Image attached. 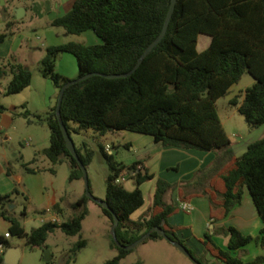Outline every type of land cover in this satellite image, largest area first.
Wrapping results in <instances>:
<instances>
[{
    "label": "trees",
    "instance_id": "1",
    "mask_svg": "<svg viewBox=\"0 0 264 264\" xmlns=\"http://www.w3.org/2000/svg\"><path fill=\"white\" fill-rule=\"evenodd\" d=\"M171 1L76 0L66 15L53 21V26L64 28L70 35L93 31L102 43L68 42L48 46L41 62L42 76L53 82L59 94L74 80L56 70V59L61 53L76 58L78 75L75 79L94 72L114 75L132 71L146 49L162 33ZM200 35L211 37L209 46L203 51L198 49ZM9 36L0 33V45ZM4 73L0 70V77ZM12 74L6 95L19 94L31 85L33 74L22 65L13 66ZM245 74L251 75L254 83L244 94L234 96L230 103L239 105V112L251 127H260L264 125V0H178L165 38L139 69L126 78L108 79L95 75L69 86L61 108V121L71 136L73 132L79 134L89 129L101 136L130 131L151 136L165 149L178 148L201 156L223 150L225 162L216 169L210 187L203 191L211 201L209 219L217 222L228 217L242 203L245 189H248L264 224V139L249 144L247 151L237 157L217 110V101L227 96ZM57 104L58 101L45 117L35 115L32 120L28 112L23 116L29 123L48 124L51 144L42 154L54 165L68 162L71 180L84 179L79 162L67 147L57 116ZM4 110L0 105V112ZM71 122L78 127L72 128ZM83 149L77 148V152L87 168L95 153L86 144ZM101 152L110 169L106 199L110 209L103 208V212L112 224L114 214L119 217L117 236L121 244L130 245L152 228L159 227L172 242L183 244L198 264H209L207 255L226 264L264 263V256L244 262L235 255L253 241L264 247V226L255 238L244 235L235 227L225 229L229 242L224 250L213 240V235L206 234L204 239H199L191 227L174 225L172 218L177 207L165 202V195L173 186L166 180H158L148 213L132 220L131 216L145 205L141 186L154 176L146 170L138 171V162L131 166L118 162L104 146H101ZM33 162L24 165L29 173L35 172L30 167ZM129 170L135 180V189L131 191L123 183L116 182ZM16 193L17 190L0 194V217L10 223V237L24 239L30 249H45L49 236L58 229L68 236L81 234L88 216L90 198L87 194L73 205L75 213L67 221L60 224L46 222L27 232L8 209ZM54 209L62 214L59 204ZM163 239L153 232L144 243ZM0 244L6 249L12 246L2 235ZM86 247L85 239L75 243L68 262ZM111 248L117 250L118 255L104 264H122L133 252L119 247L112 235ZM0 264H4V255H0ZM47 264H52L51 260Z\"/></svg>",
    "mask_w": 264,
    "mask_h": 264
},
{
    "label": "rangeland",
    "instance_id": "2",
    "mask_svg": "<svg viewBox=\"0 0 264 264\" xmlns=\"http://www.w3.org/2000/svg\"><path fill=\"white\" fill-rule=\"evenodd\" d=\"M70 0H0V33H8L9 38L0 45V66L4 62L13 63V58H17L25 64L33 74L31 85L23 92L16 95H6L5 90L8 82L13 78L12 71L5 70V75L0 79L1 86L4 88L0 95L3 106L11 110L14 119V128L10 129L12 140L0 142V151H7L11 158L15 153L23 152L27 147V140L31 139V150H41L35 155L37 160L31 164L38 176H31L30 180L40 179L45 192L44 207L48 202L57 200L64 209L62 219H70L75 210L73 205L76 203L79 194H86V183L84 179L71 180V169L68 162L54 165L42 151L51 144V131L47 123H29L23 116L27 110L30 119L34 120L35 115L44 116L50 109V104L54 106L58 101L59 90L53 82L46 79L41 74L42 59L46 55V48L51 45L75 42L83 45H93V41L87 35H94V32L88 31V34L70 35L64 28L53 26L55 18L63 13L64 6ZM18 9H23V17L18 18ZM211 42L208 35H200L198 42L199 51L206 49ZM102 43V40H101ZM12 55V56H11ZM56 70L60 74L71 76L78 72L76 58L68 53H61L56 59ZM78 75V74H77ZM253 79L249 74H245L242 80L230 89L227 96L217 101V110L221 120L225 123V131L230 137L231 147L237 157L242 156L249 144L264 139V125L260 127H251L245 117L239 112V105L230 103L236 95L244 94L245 90L252 86ZM52 95L51 103H46L48 94ZM31 98L29 110L27 109L28 100ZM242 99L240 100V102ZM13 106V107H12ZM4 109L6 110V108ZM1 113V112H0ZM72 128H77L78 124L71 122ZM133 135L138 136V140L132 139L131 145L125 142L130 140ZM72 139L76 148L84 147L94 151V158L87 167V173L90 181V187L93 195L99 201H107V179L110 174L109 165L101 152V146L110 147L109 154H113L115 159L127 166L133 165L140 156L157 151L162 147L160 143L153 141L151 136L138 134L130 131L109 132L104 136L97 134L94 130H84L82 133H72ZM35 146V148H33ZM38 146V147H37ZM37 148V149H36ZM85 152V150L83 149ZM14 159V158H13ZM15 161L22 164V172L27 174L25 164L21 158ZM203 173V172H202ZM200 174V173H199ZM28 175V174H27ZM127 179V178H126ZM128 189H131L133 182L125 180L123 182ZM156 185V181H149L144 186V192L148 199L149 192ZM222 187V183H219ZM250 195V193H248ZM251 197V195L249 196ZM12 202L8 209L11 215L23 221V210L30 205L23 194L17 193L12 196ZM253 202L252 197L250 198ZM38 200L35 199L32 206H29L28 217L35 219L37 217L36 208H39ZM243 202V201H242ZM254 203V202H253ZM255 205V204H254ZM256 207V206H255ZM88 216L83 222V230L80 235L68 236L61 230L52 233L46 243V248L30 249L24 239L12 236L11 244L19 246L22 249V260L20 264H47L46 253L49 252L52 264H64L65 257L71 255V250L75 243L80 239L87 240L88 248L82 253V259L87 254H94L89 264H104L118 255V251L111 248V231L113 224L104 214L102 205L94 200H89L87 204ZM200 209L196 208L188 217L195 220L194 233L205 238L206 234L211 233L207 221L200 215ZM71 216V217H70ZM61 219V220H62ZM210 220V219H209ZM229 228V227H228ZM226 228V229H228ZM10 223L0 217V235L9 232ZM253 237V236H252ZM255 238V237H254ZM255 241L246 247H253ZM245 247V248H246ZM255 247V246H254ZM79 254V253H78ZM77 254V256H78ZM76 256V257H77ZM69 260V259H68ZM74 260H71L73 262ZM144 261L146 263H141ZM122 264H195L192 259L184 255L177 247L168 240L162 242L150 240L136 247L129 254Z\"/></svg>",
    "mask_w": 264,
    "mask_h": 264
},
{
    "label": "crops",
    "instance_id": "3",
    "mask_svg": "<svg viewBox=\"0 0 264 264\" xmlns=\"http://www.w3.org/2000/svg\"><path fill=\"white\" fill-rule=\"evenodd\" d=\"M75 1L76 0H70L64 6L63 13L60 14L59 17L66 15L73 8ZM87 32H84L83 34H88ZM87 36H89L88 38L93 41L94 43L93 45L101 44V39L95 33L94 35H87ZM12 62L13 63L11 64H8V62H4L0 66V70L12 71V68L15 65H22L25 69L29 70V68L21 61H19L17 58H13ZM77 74L78 72L76 74H72L71 76H67L64 74L62 75L69 79H75L77 77ZM4 75H2L0 79H2ZM11 80L8 82L7 85H9ZM254 81L255 80L253 79V83ZM3 90L4 88L1 86V82H0V95L1 93H3ZM54 94H56L55 91L53 94H48L46 96L45 102L48 103V105L49 103H51L53 97L52 95ZM28 101L29 102L27 109L30 106L31 98H29ZM0 105L3 106L1 100H0ZM49 107L51 108L52 105L50 104ZM25 112L28 111L26 110ZM219 118L221 120L220 116ZM221 123L225 129V123L222 120ZM12 127L14 128V119L12 117L11 110L10 109L7 110L6 108V110L0 113L1 142H8L12 140L9 132ZM133 136L134 137H132L127 142H125L126 145H131L132 139L137 140L139 142L138 136L137 135H133ZM31 141H32L31 139L26 141L28 146L25 147L23 152H19V154L15 153L13 155L14 159L10 157L7 151L5 150L3 152L0 151V194L2 195L11 194L13 193L14 190H17L18 194L21 193L24 195V197H26L30 205L24 208L22 212L23 221H20V223L27 232H30L35 228L41 227L44 224V221L51 218L53 215H58L62 219L61 215L64 214V209L60 205V203L57 202V200L50 201L48 202L47 205L42 207V205L45 202L44 187L40 179H37L35 181L30 180L31 176H38V173L35 171L34 173L27 172L28 175L26 173L24 174L22 172L23 170L22 164L18 163V165H16L17 161L15 160L17 158H21L24 163H31L32 161L37 160V158H35L36 157L35 155H37V153H40L41 150H36L37 152H33L31 150ZM131 146L134 147V145ZM33 148H35V146H33ZM224 154L225 153L223 150H218L214 153H209L201 156L198 153L190 152L187 150L178 149V148L165 149L162 146L157 151L140 156L136 162H138L137 169L146 170L148 171V173L154 176L153 179L150 181H156V185L159 179L166 180L167 182L173 185L172 188H170L165 195V202L169 205H174L175 207H177V212L172 218V223L174 225L189 226L192 228L194 232L196 229L195 228L196 219H194L193 217L191 218L188 217V213H191L194 210H196V208H199L201 210L200 211L201 213L200 215L202 216L201 218L202 219L204 218L207 221V225L211 229L210 234L213 235V240L222 249L225 250L228 248V242H229L228 235L224 233V230L226 228L235 227L239 231H241L244 235L257 237L260 234L264 224L254 203L250 201L251 197H249L250 195L248 193L250 192L248 189H245L242 200L243 202L237 205L231 211L228 217L217 222L213 221L212 219L209 220L210 212H211V201L209 197L203 195V191L206 188H209L211 183L215 180L214 178H215L216 169H218L221 166V164L225 162ZM132 175L134 174L130 171V174L128 175L126 180L133 182L135 184L134 178L131 177ZM146 183H144L141 186V189L143 190L145 197V205L131 216L132 220H138L140 217L146 215L148 213L149 207L153 203L156 185L153 187L151 192H149L147 199L144 192V186ZM123 185L127 190L131 191L135 189V185H133L131 189H128L124 183ZM81 197L82 195L79 194L77 200ZM35 199L38 200L37 203L39 204V208L35 209L38 214L37 217H35V219H30L28 217V214L31 207L29 208V206L33 205ZM217 200L220 201L221 198L218 197ZM182 202L191 203L194 206V209L189 212L183 211L180 208V204ZM56 204L60 205L62 214L54 209V206ZM63 221L64 220L62 219V222ZM7 233L9 232H6L5 235L3 234L1 235L6 236ZM195 236L199 239H202V237L199 235L197 236L195 234ZM11 238L12 236L7 239L10 241ZM155 242H162V240H157ZM254 246L246 247L244 248V250L239 251L235 255L239 256L244 262H251L255 260L258 256H264V247L260 246L257 243ZM11 247L20 248L19 246H14V245H12ZM86 248H88V246ZM82 250H85V248ZM82 250L79 252L78 256L71 263L68 262L69 257L67 255L65 257L64 264H89L90 261L93 259L94 254H87V257H84V259H82L83 256L82 253L84 252ZM21 253H22V249H21ZM21 260H22V256L19 264L21 263ZM206 260L209 262V264H226L212 255H207ZM141 263H146V262L141 261ZM194 263L197 264L196 262Z\"/></svg>",
    "mask_w": 264,
    "mask_h": 264
},
{
    "label": "water",
    "instance_id": "4",
    "mask_svg": "<svg viewBox=\"0 0 264 264\" xmlns=\"http://www.w3.org/2000/svg\"><path fill=\"white\" fill-rule=\"evenodd\" d=\"M177 2H178V0H172L171 1L170 9H169V12H168V15H167V18H166V21H165V24H164V28L162 30V33L146 49V51L144 52V54L139 59L138 64L135 66V68L132 71H130L128 73H125V74H114V75H112V74H110V75H108V74H101V73H98V72H94V73L87 74V75H85L83 77H80L78 79H74V80L68 82L62 88V90L60 91V94H59L58 104H57V109H56L58 119L60 121L62 119L61 108H62V104H63L65 92H66V90H67V88L69 86H71V85H73L75 83L81 82L83 80H86V79H88V78H90L92 76H95V75H101V76L106 77L108 79L126 78V77H129V76L133 75L139 69V67L142 65V63L144 62V60L146 59V57L165 38V36H166V34L168 32V29H169V26H170V23H171L173 14L175 12ZM17 13H18V18L20 19V18L23 17L24 11H23V9H18ZM61 128H62L64 137L66 139V144H67V147H68L69 151L77 159V161L79 162V164H80V166H81V168L83 170L84 180H85V183H86V194H87V196L90 199L99 202L102 205L103 208L109 210L110 209V206H109V204H108L107 201H99L93 195V193L91 191V187H90V181H89V177H88V173H87V168L83 164V162L81 161V159L79 157V154L77 152L76 145H75V143H74V141H73V139H72V137H71V135H70L67 127H66V125L62 121H61ZM0 142H1V140H0ZM114 220L115 221H114V224H113V227H112L111 234H112L115 242L119 245V247H121L123 249H126V250H134L136 247H138L139 245H141L145 241H147L153 232H157L160 236L164 237L166 240H168L170 243H172L175 247H177L184 255H186L187 257H189L193 261H195L194 258H193V256H192V254L190 253V251L183 244H181L179 242H172L170 240V238L167 236L165 230H163V229H161L159 227L152 228L151 231H149L147 234L143 235L140 239H138L137 241H135L134 243H132L130 245L121 244L120 241L118 240V236H117V228L119 226L120 220H119V217L117 215H115V214H114ZM21 256H22V253H21V249L20 248H18V247H10V248L7 249V251H6L5 255H4V264H19L20 259H21ZM45 259L47 261H50L51 260V256H50V253L49 252L46 253Z\"/></svg>",
    "mask_w": 264,
    "mask_h": 264
},
{
    "label": "built area",
    "instance_id": "5",
    "mask_svg": "<svg viewBox=\"0 0 264 264\" xmlns=\"http://www.w3.org/2000/svg\"><path fill=\"white\" fill-rule=\"evenodd\" d=\"M106 150H107V151L110 150V147L107 146V147H106ZM137 170L139 171L140 169H137ZM129 174H130V171H125V172H123V173L121 174L120 178L117 179L116 182H117V183H123V182H125V180H126V178L128 177ZM180 208H181L183 211L189 212V211H192V210L194 209V206H193L191 203H188V202H182V203L180 204ZM46 222H51V223L60 224V223H62V220H61V218H60L58 215H53L51 218L45 220V221H44V224H45ZM5 237H6V238H10V234L7 233ZM6 251H7L6 247H5L3 244H0V255H5Z\"/></svg>",
    "mask_w": 264,
    "mask_h": 264
}]
</instances>
